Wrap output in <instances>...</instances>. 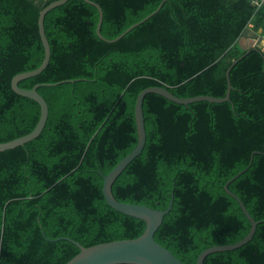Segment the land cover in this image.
Returning a JSON list of instances; mask_svg holds the SVG:
<instances>
[{"label":"trees","instance_id":"16d2710c","mask_svg":"<svg viewBox=\"0 0 264 264\" xmlns=\"http://www.w3.org/2000/svg\"><path fill=\"white\" fill-rule=\"evenodd\" d=\"M53 1L0 0L1 143L40 119V104L16 93L12 79L42 64L39 16ZM94 1L102 34L115 39L163 0ZM255 1L166 0L116 42L99 37V11L84 0L47 13L50 63L19 85L41 84L49 117L40 136L0 151V264H66L80 252L66 238L89 247L144 233L146 222L114 209L103 191L104 177L138 145L137 97L153 86L180 98L225 97L227 70L245 54L242 34L251 27L264 37V2ZM230 78L231 100L221 103L147 94L145 148L113 184L119 201L160 210L174 193L155 239L185 264L250 232L225 190L247 168L229 188L261 223L248 243L211 253L205 264H264V52L244 56ZM64 80L73 82L46 85Z\"/></svg>","mask_w":264,"mask_h":264},{"label":"water","instance_id":"95a60500","mask_svg":"<svg viewBox=\"0 0 264 264\" xmlns=\"http://www.w3.org/2000/svg\"><path fill=\"white\" fill-rule=\"evenodd\" d=\"M67 1L69 0H55L41 10L39 16V31L45 47L44 60L38 68L31 71L19 73L15 75L12 79V88L16 93L34 99L40 104L41 106L40 119L35 129L32 132L8 142H2V143L0 142V151L14 149L18 146H23L26 143L34 140L35 138L41 135L47 124L49 117V105L45 100V98L38 91V88L41 86V84H37L31 89H25L22 88L19 85V83L20 81L26 78L39 75L47 68L48 64L50 63L52 52H51V45L45 30V18L49 11H51L52 9L58 6L65 4ZM84 1L97 7L99 11L97 34L101 39L108 42H116L122 37H124L128 32L133 30L135 27L139 26L140 24L151 18L153 15L158 13L160 9L163 7L164 3L166 2V0H163L160 6L154 12H152L150 15L145 17L140 22L133 24L131 27H129L125 32L120 34L115 39H108L102 34L104 12L101 5L95 2L94 0H84ZM243 38H250L254 40V42L249 46H245L243 45L242 42ZM239 44L241 45L242 49L245 51V54L241 56L239 59L233 61V63L227 70L226 76L228 81V90L225 97L218 98L210 95H200L196 97L180 98L174 95L167 88L160 86L148 87L140 92V94L137 97L136 107H135V115H136V122H137L138 136H139L138 145L129 155H127L123 160H121L108 175L104 177L105 179H104L103 191L105 198L110 206H112L114 209L124 214L144 220L147 224L146 229L141 236L134 239L114 240V241L99 243L89 247H85L71 238H66L72 241L73 243H75L80 248V252L74 258L68 261L66 264H185L182 260H180L177 256H175V254H173L171 250L164 247L155 239V233L163 223L164 217L173 208L174 193H172V198L169 207L165 210H160V209L151 208L146 205L125 203L119 201L113 193V184L116 181V179L119 177V175L124 171V169L135 158H137L145 148L147 141V130L145 124L143 104L147 94L156 93L176 103L186 104V105L193 102L205 101V100L210 102H217V103L230 101L231 90L233 88L230 78V73L232 68L237 64L238 61L244 58V56H246L252 50H261L264 52L263 37L259 33L255 32L251 27L247 28L245 32L242 34V37L239 40ZM64 82H73V80H64L54 84H46V85H58ZM256 153L257 152H254V154L252 155L250 165L252 164L254 155ZM247 169H244L239 174L234 176L231 180H229L225 184V190L239 202L241 209L250 220L252 224L250 232L244 239H242L237 243L215 245L205 249L199 255L197 259V264H205L206 257L211 253L229 251L242 247L250 240H252L257 230L258 224L261 223V221H257L251 215V213L249 212L247 206L244 204L242 199L233 191H231L229 188L230 183L234 181L236 178H238Z\"/></svg>","mask_w":264,"mask_h":264},{"label":"crops","instance_id":"0c3cea01","mask_svg":"<svg viewBox=\"0 0 264 264\" xmlns=\"http://www.w3.org/2000/svg\"><path fill=\"white\" fill-rule=\"evenodd\" d=\"M242 42H243V45L249 46V45H251L254 42V40H252L250 38H243ZM263 43H264V37H263Z\"/></svg>","mask_w":264,"mask_h":264},{"label":"built area","instance_id":"2783aa9c","mask_svg":"<svg viewBox=\"0 0 264 264\" xmlns=\"http://www.w3.org/2000/svg\"><path fill=\"white\" fill-rule=\"evenodd\" d=\"M262 2H264V0H256V1H255V3H256L257 5H261Z\"/></svg>","mask_w":264,"mask_h":264}]
</instances>
